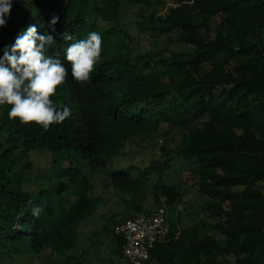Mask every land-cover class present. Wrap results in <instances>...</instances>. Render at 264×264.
<instances>
[{
	"label": "trees",
	"instance_id": "1",
	"mask_svg": "<svg viewBox=\"0 0 264 264\" xmlns=\"http://www.w3.org/2000/svg\"><path fill=\"white\" fill-rule=\"evenodd\" d=\"M182 1L159 26L176 31L194 49L161 59L150 52H112L122 0H14L0 28V56L31 25L38 34L54 36L48 55L59 52L63 59L65 31L77 39L101 33L103 51L87 81L74 80L65 61L68 76L52 97L72 109L62 123L47 129L24 124L8 118L10 106H1L9 144L0 153V264H34L48 243L59 250L72 247L81 222L95 210L83 167L104 166L138 132L166 128L181 131L176 152L195 163L200 191L220 199L219 214L231 218L212 224L221 241L181 228L179 212L169 215V236L157 243L147 264H264V0ZM53 17H59L54 31ZM159 63L164 71L155 74ZM36 154L50 158L48 184L40 181L41 163L30 159ZM171 162L166 152L163 161L146 168L116 169L111 180L119 189L144 191L155 173L159 204L165 196L169 210H176L183 194L164 180ZM38 206L43 211L37 218L32 210ZM114 234L122 255L124 239Z\"/></svg>",
	"mask_w": 264,
	"mask_h": 264
},
{
	"label": "rangeland",
	"instance_id": "2",
	"mask_svg": "<svg viewBox=\"0 0 264 264\" xmlns=\"http://www.w3.org/2000/svg\"><path fill=\"white\" fill-rule=\"evenodd\" d=\"M182 0H122L120 31L113 36L111 50L113 53L123 51L132 55L150 52L161 59L169 58L173 52L193 51L194 47L178 40L175 31L165 33L160 30L159 20L171 12L173 8L184 5ZM192 4L193 1H188ZM203 18L199 17V21ZM207 29V28H206ZM208 30V29H207ZM205 34L213 37L212 31L204 29ZM164 65L159 63L155 74L162 73ZM2 107L0 106V123ZM0 124V153L9 142L7 131ZM167 131V132H165ZM163 132L141 131L133 139L125 142L121 155L107 161V164L92 170L84 166L89 177V197L95 202V210L84 221L78 230L76 243L70 248L57 249L48 243L40 253L33 257L34 264H128L122 255L116 252L115 226L124 218L137 213H145L155 209L159 201L155 196L154 184L157 174L150 175V184L144 191L130 192L119 189L112 182V172L128 166L148 167L157 160L163 161L165 153H170L171 166L164 173L167 183L177 185L182 194L183 202L178 209L171 210V215L180 213L181 228H197L199 235H214L223 240L222 233L213 228L218 220L228 221L231 217L227 212L219 214L220 199H212L200 191V177L195 163L187 161L177 153L182 133L175 128H166ZM166 150V152H165ZM52 158V157H51ZM41 163V182L49 183L46 168L50 167L47 155L36 154L30 158ZM52 182H55L53 179ZM37 180L33 179V186ZM236 190L241 188L236 187ZM142 207L141 209H139ZM232 211L231 206H225ZM222 212V211H221ZM152 264H159L153 261Z\"/></svg>",
	"mask_w": 264,
	"mask_h": 264
},
{
	"label": "clouds",
	"instance_id": "3",
	"mask_svg": "<svg viewBox=\"0 0 264 264\" xmlns=\"http://www.w3.org/2000/svg\"><path fill=\"white\" fill-rule=\"evenodd\" d=\"M14 0H0V28L7 25L11 16ZM59 17H53L54 26ZM64 57L60 53L48 55L47 51L56 45L51 33L38 34L35 25L22 30L12 45L3 49L0 56V106H10L7 116L10 120L18 119L21 123L35 124L49 128L60 124L72 115V109L65 104H58L52 97L57 87L65 83L68 69L65 61L71 64V75L76 81H87L101 57L103 37L92 31L84 39H77L65 31ZM42 207L32 210L34 217H39Z\"/></svg>",
	"mask_w": 264,
	"mask_h": 264
},
{
	"label": "built area",
	"instance_id": "4",
	"mask_svg": "<svg viewBox=\"0 0 264 264\" xmlns=\"http://www.w3.org/2000/svg\"><path fill=\"white\" fill-rule=\"evenodd\" d=\"M170 210L167 198L150 213H137L124 218L115 226V233L123 237L122 256L128 264H147L151 252L169 236Z\"/></svg>",
	"mask_w": 264,
	"mask_h": 264
}]
</instances>
